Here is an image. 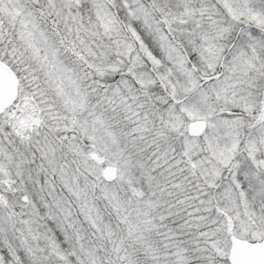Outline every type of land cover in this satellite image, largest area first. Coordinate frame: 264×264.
<instances>
[{
    "label": "snow or ice",
    "instance_id": "snow-or-ice-1",
    "mask_svg": "<svg viewBox=\"0 0 264 264\" xmlns=\"http://www.w3.org/2000/svg\"><path fill=\"white\" fill-rule=\"evenodd\" d=\"M0 264H264V0H0Z\"/></svg>",
    "mask_w": 264,
    "mask_h": 264
}]
</instances>
